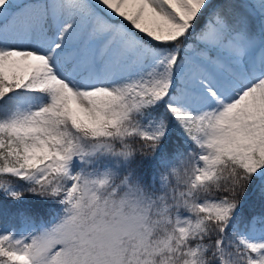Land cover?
<instances>
[{
  "label": "snow or ice",
  "instance_id": "obj_1",
  "mask_svg": "<svg viewBox=\"0 0 264 264\" xmlns=\"http://www.w3.org/2000/svg\"><path fill=\"white\" fill-rule=\"evenodd\" d=\"M0 264H264V0H0Z\"/></svg>",
  "mask_w": 264,
  "mask_h": 264
}]
</instances>
